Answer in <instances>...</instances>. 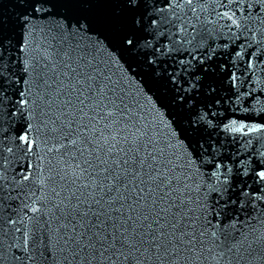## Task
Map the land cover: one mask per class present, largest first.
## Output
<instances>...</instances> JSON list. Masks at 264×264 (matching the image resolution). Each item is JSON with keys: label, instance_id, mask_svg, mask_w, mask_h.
Masks as SVG:
<instances>
[{"label": "snow or ice", "instance_id": "obj_1", "mask_svg": "<svg viewBox=\"0 0 264 264\" xmlns=\"http://www.w3.org/2000/svg\"><path fill=\"white\" fill-rule=\"evenodd\" d=\"M0 264H264V0H0Z\"/></svg>", "mask_w": 264, "mask_h": 264}, {"label": "water", "instance_id": "obj_2", "mask_svg": "<svg viewBox=\"0 0 264 264\" xmlns=\"http://www.w3.org/2000/svg\"><path fill=\"white\" fill-rule=\"evenodd\" d=\"M6 9H8L9 7H10V5H8V4H5V6H4ZM10 11V10H9Z\"/></svg>", "mask_w": 264, "mask_h": 264}]
</instances>
